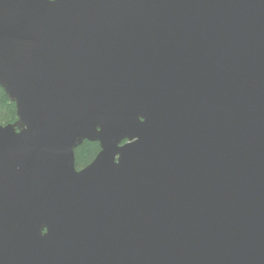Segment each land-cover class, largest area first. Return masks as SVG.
<instances>
[{"label": "water", "instance_id": "95a60500", "mask_svg": "<svg viewBox=\"0 0 264 264\" xmlns=\"http://www.w3.org/2000/svg\"><path fill=\"white\" fill-rule=\"evenodd\" d=\"M0 86V264H264V0H0Z\"/></svg>", "mask_w": 264, "mask_h": 264}, {"label": "trees", "instance_id": "16d2710c", "mask_svg": "<svg viewBox=\"0 0 264 264\" xmlns=\"http://www.w3.org/2000/svg\"><path fill=\"white\" fill-rule=\"evenodd\" d=\"M17 119L15 102L10 99L4 88L0 86V123H8ZM99 150V143L85 139L75 148L76 166L81 168L91 162Z\"/></svg>", "mask_w": 264, "mask_h": 264}, {"label": "flooded vegetation", "instance_id": "af4514ba", "mask_svg": "<svg viewBox=\"0 0 264 264\" xmlns=\"http://www.w3.org/2000/svg\"><path fill=\"white\" fill-rule=\"evenodd\" d=\"M87 140H88V139H87ZM90 141H92V140H90ZM96 142H98V141H96ZM98 143H99V142H98ZM100 149H101V146H100V143H99V150H98V152L100 151ZM98 152H97V153H98ZM97 153H96V155H97ZM96 155H95V156H96ZM95 156H94V157H95Z\"/></svg>", "mask_w": 264, "mask_h": 264}]
</instances>
